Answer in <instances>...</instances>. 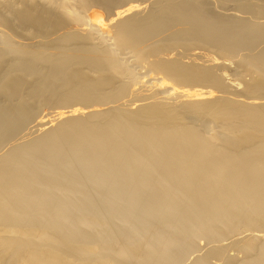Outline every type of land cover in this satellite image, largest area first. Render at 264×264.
<instances>
[{
  "label": "bare ground",
  "instance_id": "6f19581e",
  "mask_svg": "<svg viewBox=\"0 0 264 264\" xmlns=\"http://www.w3.org/2000/svg\"><path fill=\"white\" fill-rule=\"evenodd\" d=\"M0 264H264V0H0Z\"/></svg>",
  "mask_w": 264,
  "mask_h": 264
},
{
  "label": "rangeland",
  "instance_id": "374dc122",
  "mask_svg": "<svg viewBox=\"0 0 264 264\" xmlns=\"http://www.w3.org/2000/svg\"><path fill=\"white\" fill-rule=\"evenodd\" d=\"M200 242H201V241H200ZM203 242L205 243V241H203ZM203 242H202V244H200V245L203 246ZM204 250H205V249H204ZM204 250H203V251H204ZM231 250H232V249L227 250V252H228L227 254H230L231 256H233V254H235L236 251L233 249V251H234V253H233V251H231ZM232 253H233V254H232Z\"/></svg>",
  "mask_w": 264,
  "mask_h": 264
}]
</instances>
